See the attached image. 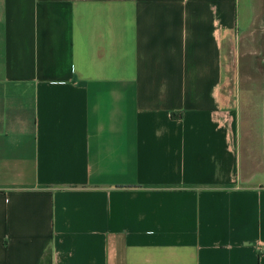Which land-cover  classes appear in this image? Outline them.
I'll use <instances>...</instances> for the list:
<instances>
[{"label":"crops","instance_id":"1","mask_svg":"<svg viewBox=\"0 0 264 264\" xmlns=\"http://www.w3.org/2000/svg\"><path fill=\"white\" fill-rule=\"evenodd\" d=\"M261 241L264 0H0V264H264Z\"/></svg>","mask_w":264,"mask_h":264},{"label":"rangeland","instance_id":"2","mask_svg":"<svg viewBox=\"0 0 264 264\" xmlns=\"http://www.w3.org/2000/svg\"><path fill=\"white\" fill-rule=\"evenodd\" d=\"M230 63H231V65L229 66V75H230V77H231V79L233 78V76L234 75H236V73L238 72V68H237V66L235 65V61H233V58H232V56H231V59H230ZM233 85V86H232ZM231 89L233 88V89H236V88H234V81H233V79L229 82V85H228ZM227 86V87H228ZM232 99H234V97L232 98Z\"/></svg>","mask_w":264,"mask_h":264},{"label":"built area","instance_id":"3","mask_svg":"<svg viewBox=\"0 0 264 264\" xmlns=\"http://www.w3.org/2000/svg\"><path fill=\"white\" fill-rule=\"evenodd\" d=\"M259 245H260V249H261L262 251H264V242L261 241Z\"/></svg>","mask_w":264,"mask_h":264}]
</instances>
